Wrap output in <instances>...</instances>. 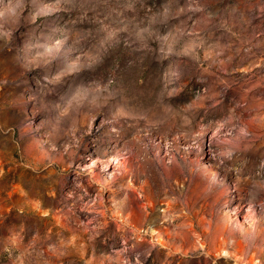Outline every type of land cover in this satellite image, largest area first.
Instances as JSON below:
<instances>
[{
	"label": "rangeland",
	"instance_id": "1",
	"mask_svg": "<svg viewBox=\"0 0 264 264\" xmlns=\"http://www.w3.org/2000/svg\"><path fill=\"white\" fill-rule=\"evenodd\" d=\"M0 264H264V0H0Z\"/></svg>",
	"mask_w": 264,
	"mask_h": 264
}]
</instances>
